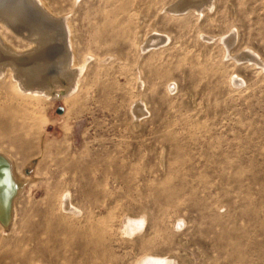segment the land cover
Segmentation results:
<instances>
[{"label": "rangeland", "instance_id": "374dc122", "mask_svg": "<svg viewBox=\"0 0 264 264\" xmlns=\"http://www.w3.org/2000/svg\"><path fill=\"white\" fill-rule=\"evenodd\" d=\"M46 1L88 59L71 96L0 83L28 179L0 264H264V0ZM38 227L40 255L15 242Z\"/></svg>", "mask_w": 264, "mask_h": 264}, {"label": "bare ground", "instance_id": "6f19581e", "mask_svg": "<svg viewBox=\"0 0 264 264\" xmlns=\"http://www.w3.org/2000/svg\"><path fill=\"white\" fill-rule=\"evenodd\" d=\"M0 5V83H11L20 95L43 96L51 100L71 96L84 73L88 58L81 62L78 60L69 14L58 16L46 0H0ZM10 38L23 43V46L14 45ZM63 78L66 79L65 85H62ZM144 105L142 101L136 105V114L142 112ZM6 112V106H0V127L3 129L7 124L4 118ZM27 181L18 172L13 156L0 149V233L3 239L9 237L16 223L17 203ZM65 196L70 197L69 191L61 200V209L75 212L71 207V197L68 200ZM145 222L146 217L143 216L127 217L122 229L127 234H135ZM39 228L15 239V242L23 243L28 252L40 255L46 248L39 235L43 228ZM28 245L34 248H27ZM49 261L57 264L55 257ZM22 263H27L26 259H22ZM33 264L45 263L40 259ZM137 264L184 263L179 257L148 254Z\"/></svg>", "mask_w": 264, "mask_h": 264}, {"label": "water", "instance_id": "95a60500", "mask_svg": "<svg viewBox=\"0 0 264 264\" xmlns=\"http://www.w3.org/2000/svg\"><path fill=\"white\" fill-rule=\"evenodd\" d=\"M62 110H63V108H62L61 106H59V107L57 108V113H61Z\"/></svg>", "mask_w": 264, "mask_h": 264}]
</instances>
